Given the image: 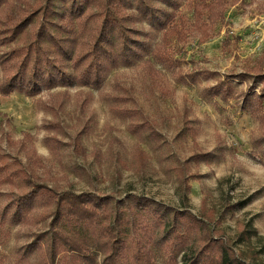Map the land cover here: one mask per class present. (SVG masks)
Here are the masks:
<instances>
[{
    "label": "trees",
    "instance_id": "obj_1",
    "mask_svg": "<svg viewBox=\"0 0 264 264\" xmlns=\"http://www.w3.org/2000/svg\"><path fill=\"white\" fill-rule=\"evenodd\" d=\"M254 2L193 0L194 22L187 27L178 18L183 0H0V94L35 97L43 90L69 84L98 89L113 70L137 62H142L148 77L159 82L156 65L174 71L180 65L176 55L190 41L202 45L212 39L218 27H230L227 13L231 8L248 9ZM172 37L182 47L180 51L170 45ZM202 76L209 78L205 72L192 70L179 79L195 84ZM160 90L170 95L165 88ZM204 94L210 100L243 101L262 127L257 143L258 153L264 156V49L242 72L208 84ZM53 98L56 107L69 99L68 94ZM91 98L89 94L82 108ZM111 100L129 101L125 96ZM113 109L130 120L131 133L154 140L160 137L142 111L117 105ZM185 126L195 134L188 116ZM0 129V219L27 229L31 238L23 251L27 261L36 257L35 264H158L161 258L167 264H260L253 240L264 238L252 223L240 226L235 243L245 244L247 251L238 253L216 212L207 206L195 215L186 206L176 208L144 196L117 198L66 189L37 152L30 133L15 140ZM45 130L60 132L61 128L51 123ZM83 130L76 134L73 146L78 156L87 157ZM44 141L56 152L64 145L57 137ZM95 156L100 158L97 152ZM217 158L215 153L200 151L185 160L179 175L184 177L186 171ZM134 160L140 170L148 165L139 145ZM183 177L190 190L188 178ZM192 177L200 179L199 174ZM256 194L227 205V211L245 208Z\"/></svg>",
    "mask_w": 264,
    "mask_h": 264
},
{
    "label": "rangeland",
    "instance_id": "obj_2",
    "mask_svg": "<svg viewBox=\"0 0 264 264\" xmlns=\"http://www.w3.org/2000/svg\"><path fill=\"white\" fill-rule=\"evenodd\" d=\"M254 1L248 9L231 8L227 13L230 27H218L212 39L202 45L194 39L190 41L184 52L176 55L180 65L174 71L156 65L159 82L148 77L142 62H137L113 70L98 89L69 84L43 90L35 97L18 92L9 97L0 94V128L15 140L22 139L24 132L30 133L37 152L62 187L117 198L129 194L144 196L176 208L186 206L195 215L207 206L216 212L234 249L246 252L245 244L235 243L240 226L252 223L264 238V156L258 153L257 143L262 127L244 108L243 101L210 100L205 98L204 88L242 72L263 51L264 0ZM192 3L193 0H183L178 12V18L187 27L194 22ZM159 40L158 35L155 43ZM171 44L178 51L182 48L174 37ZM192 70L205 72L209 78L202 76L195 84L181 82L179 75ZM161 87L170 95L163 94ZM65 94L69 99L62 107H56L53 96L61 98ZM89 94L92 98L82 108ZM112 96H125L129 101L116 103ZM45 105L51 107L45 109ZM115 105L142 111L154 123L160 137L154 140L146 134L131 133L130 120L118 116ZM186 116L195 134L186 129ZM51 123L59 125L61 131L45 130ZM82 128L86 131L82 144L87 157L74 152V139ZM48 136L64 143L58 152L46 145L44 140ZM138 145L148 158L143 170L138 169L134 160ZM4 147L7 148L6 143ZM225 147L227 150L221 153ZM200 151L215 153L218 158L185 172L190 187L187 190L178 168ZM194 174H199L200 179H193ZM255 193L245 208L234 213L227 211V205L247 201ZM26 231L25 227L5 224L0 219V264L36 263V257L30 262L23 258L24 248L31 242ZM253 241L260 253L259 263L264 264V241ZM158 264L167 261L159 258Z\"/></svg>",
    "mask_w": 264,
    "mask_h": 264
}]
</instances>
